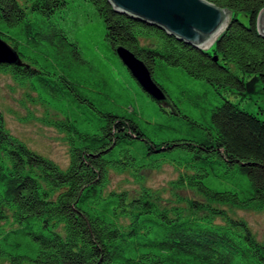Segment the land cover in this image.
<instances>
[{
	"label": "trees",
	"instance_id": "1",
	"mask_svg": "<svg viewBox=\"0 0 264 264\" xmlns=\"http://www.w3.org/2000/svg\"><path fill=\"white\" fill-rule=\"evenodd\" d=\"M208 1L230 21L209 49H193L108 0H0V36L24 63H2L0 74L47 108L41 122L70 146L63 169L14 135L0 110V264H264V242L230 211L264 210V107L223 97L264 95V0ZM91 16L104 34L88 45ZM119 45L157 83L168 79L158 83L167 105L138 86ZM171 67L223 100L201 120L184 113L185 98L167 89ZM141 96L161 121L147 118ZM165 163L178 176L153 188L148 175ZM125 174L132 186L111 187Z\"/></svg>",
	"mask_w": 264,
	"mask_h": 264
},
{
	"label": "rangeland",
	"instance_id": "2",
	"mask_svg": "<svg viewBox=\"0 0 264 264\" xmlns=\"http://www.w3.org/2000/svg\"><path fill=\"white\" fill-rule=\"evenodd\" d=\"M86 25H89L87 39H85L88 45L92 39L102 40L103 29L100 28V22L95 17L91 16V21ZM82 43L85 42L82 40ZM168 75L172 78L170 85H167L170 95L178 102H181L179 99L184 97L185 100H182L180 106L181 110L197 120L202 119L204 110L207 111L206 116H208L210 109L215 104L220 103L223 97L240 103L242 108L253 113H259L260 107H264L263 94L257 93L252 98L242 99L241 94L223 91V97L219 95L215 97L212 85L188 76L180 68H168ZM163 80L168 79L165 77L159 78L158 83H163ZM138 86L140 87L139 84ZM182 90L185 91V94L181 93ZM24 91L25 89L20 87L10 75L0 74V110L3 112L6 126L34 151L52 159L60 167L66 169L70 163V146L65 135L56 128L41 122L40 117L48 111L47 108L27 101ZM195 99L198 100L201 107H194L197 106L192 101ZM138 103L141 107L143 106L147 118L161 121L162 115L159 116L158 111L155 109V103L150 98L141 96ZM178 173L179 170L173 165L165 163L162 167L149 173L148 184L157 189L168 188L169 183L177 178ZM126 177L128 178L126 174L112 175L111 187L132 186V183L125 180ZM165 196H168V194H165ZM230 211L236 217L245 219L257 237L264 242V210L235 208Z\"/></svg>",
	"mask_w": 264,
	"mask_h": 264
},
{
	"label": "water",
	"instance_id": "3",
	"mask_svg": "<svg viewBox=\"0 0 264 264\" xmlns=\"http://www.w3.org/2000/svg\"><path fill=\"white\" fill-rule=\"evenodd\" d=\"M115 10L151 24L193 49H209L227 28L231 11L208 0H108ZM264 36V9L257 19ZM116 53L140 87L159 105H167V95L155 81L145 62L123 45ZM214 59L218 57L215 55ZM24 65L20 54L0 36V64Z\"/></svg>",
	"mask_w": 264,
	"mask_h": 264
}]
</instances>
